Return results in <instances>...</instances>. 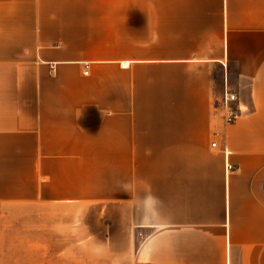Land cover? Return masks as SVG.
Instances as JSON below:
<instances>
[{"label":"crops","instance_id":"0c3cea01","mask_svg":"<svg viewBox=\"0 0 264 264\" xmlns=\"http://www.w3.org/2000/svg\"><path fill=\"white\" fill-rule=\"evenodd\" d=\"M0 206V264H264V0H0Z\"/></svg>","mask_w":264,"mask_h":264},{"label":"built area","instance_id":"2783aa9c","mask_svg":"<svg viewBox=\"0 0 264 264\" xmlns=\"http://www.w3.org/2000/svg\"><path fill=\"white\" fill-rule=\"evenodd\" d=\"M85 73H87V70H85ZM237 100V94L229 90H227L223 96L224 118L227 124L235 122L241 113V108L234 105V102ZM216 144V142H213L212 145L216 146ZM226 169L227 171H230L234 169V166L227 162Z\"/></svg>","mask_w":264,"mask_h":264},{"label":"rangeland","instance_id":"374dc122","mask_svg":"<svg viewBox=\"0 0 264 264\" xmlns=\"http://www.w3.org/2000/svg\"><path fill=\"white\" fill-rule=\"evenodd\" d=\"M5 209V208H4ZM13 209L15 208H9V211L14 214V215H17V211H14ZM2 210V207L0 206V211ZM28 210V209H27ZM27 210H24L23 214H28L26 211ZM11 214V215H12ZM10 223H11V227L12 226H16V227H19L20 229H24L25 228V232H27V230H29L30 228H32L33 226V223H35L34 219L28 215L27 217H20L19 219H12L10 218ZM65 219H53V222H54V225L55 227H60L63 223H65ZM3 223V220L0 218V226L2 225ZM15 235V236H14ZM22 234H20V236L18 234H13L12 236L14 237H21ZM58 236H56L57 238ZM61 236H59L58 238L60 239ZM74 237H77V236H74ZM27 238H31L32 239V235L31 236H27Z\"/></svg>","mask_w":264,"mask_h":264}]
</instances>
